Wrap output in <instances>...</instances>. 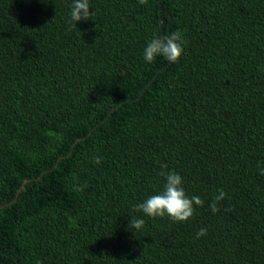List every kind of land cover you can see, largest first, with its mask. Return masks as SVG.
I'll return each mask as SVG.
<instances>
[{
	"label": "trees",
	"instance_id": "trees-1",
	"mask_svg": "<svg viewBox=\"0 0 264 264\" xmlns=\"http://www.w3.org/2000/svg\"><path fill=\"white\" fill-rule=\"evenodd\" d=\"M89 3L0 0V264H264V0ZM161 171L188 221L136 211Z\"/></svg>",
	"mask_w": 264,
	"mask_h": 264
},
{
	"label": "clouds",
	"instance_id": "clouds-1",
	"mask_svg": "<svg viewBox=\"0 0 264 264\" xmlns=\"http://www.w3.org/2000/svg\"><path fill=\"white\" fill-rule=\"evenodd\" d=\"M140 5H146L148 0H138ZM91 5L89 0H73L71 7V19L75 22L87 21L94 15V11H90ZM184 40L182 34L177 31L167 35L154 34L153 38L144 48V60L153 62L157 56L163 57L170 63H178L184 54ZM94 163L99 165L101 158L97 156ZM162 167L166 168V165ZM264 174V170H262ZM160 175L164 177L165 184L163 190L157 194L149 196L144 202L135 206L136 211H142L145 215L156 218L168 216L174 222H186L193 217L197 207L204 206V200L200 196L189 197L183 187V178L175 171H161ZM82 190V189H77ZM225 192L219 191V195L214 196L212 203L209 205L213 213L219 209L218 203L225 199ZM143 219L132 217L129 222V228L139 230L144 225ZM207 229L202 228L197 233V238L206 235Z\"/></svg>",
	"mask_w": 264,
	"mask_h": 264
}]
</instances>
